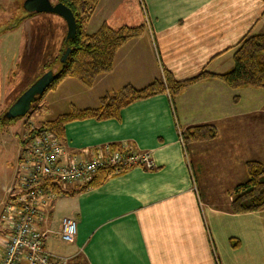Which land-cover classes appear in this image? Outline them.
<instances>
[{"label":"crops","instance_id":"0c3cea01","mask_svg":"<svg viewBox=\"0 0 264 264\" xmlns=\"http://www.w3.org/2000/svg\"><path fill=\"white\" fill-rule=\"evenodd\" d=\"M103 23L142 31L118 47L111 70L92 85L66 76L49 89L40 99L57 109L44 121L72 107L96 108L101 96L127 84L142 88L165 70L176 80L226 72L239 41L264 33V0H98L85 29ZM202 124L213 125L215 137L184 145L181 133ZM62 142L84 158L113 144L148 152L153 162L73 194L65 192L79 186L69 184L51 202L42 229L58 236L63 217L77 222L74 241L60 254L71 257L68 264L75 256L88 264H264V208L234 213L228 201L247 179V161L264 167L258 153L246 154L256 143L264 147V87L232 88L207 77L184 86L173 101L164 90L122 106L117 117L66 121Z\"/></svg>","mask_w":264,"mask_h":264},{"label":"trees","instance_id":"16d2710c","mask_svg":"<svg viewBox=\"0 0 264 264\" xmlns=\"http://www.w3.org/2000/svg\"><path fill=\"white\" fill-rule=\"evenodd\" d=\"M98 0H56L63 3L73 12L76 22V32L73 37L66 38L54 63L69 47V53L65 60L61 61L53 81L46 87L37 99H40L49 89L54 88L60 80L66 76L77 78L85 86H90L102 73L111 70L114 55L128 38L138 35L142 26L112 27L107 23L101 24L95 31L87 32L85 24L89 14L93 11ZM89 9V12L88 10ZM86 13V14H84ZM51 70L50 68L44 69ZM219 77L226 85L237 87H264V33H250L244 36L233 51V66L224 73L214 74L201 71L194 77L185 80H176L172 74L165 70L164 78L155 79L142 88H135L130 84L123 86L114 94H105L99 98V106L96 108L78 109L72 107L66 113L57 116L53 120L43 121L39 126L29 129L28 135H33L41 129L49 130L63 137V126L66 121L94 117L102 119L106 117H117L122 106L140 98L167 90L173 101L176 94L186 85L207 77ZM2 118V123H3ZM1 122V120H0ZM216 129L213 125H194L181 133L184 145L193 141H204L214 138ZM118 148L117 145H110ZM247 179L236 184L233 189V198L229 202V209L234 213L260 210L264 208V167L260 161L249 160L246 162ZM109 167L99 169L92 180L87 184L79 186L76 190L65 193L73 194L77 191L99 185L112 174ZM81 256L72 258L74 264H88L81 262Z\"/></svg>","mask_w":264,"mask_h":264},{"label":"built area","instance_id":"2783aa9c","mask_svg":"<svg viewBox=\"0 0 264 264\" xmlns=\"http://www.w3.org/2000/svg\"><path fill=\"white\" fill-rule=\"evenodd\" d=\"M16 162V191L12 194L13 187H9V196L1 201L0 264H68L71 257L53 253L45 246L50 230L41 225L51 202L69 184L90 182L103 167L119 173L134 165H153L148 152L110 145L98 148L90 158L80 157L66 151L62 138L46 129L22 137ZM57 233L62 242H73L76 220L63 217Z\"/></svg>","mask_w":264,"mask_h":264},{"label":"rangeland","instance_id":"374dc122","mask_svg":"<svg viewBox=\"0 0 264 264\" xmlns=\"http://www.w3.org/2000/svg\"><path fill=\"white\" fill-rule=\"evenodd\" d=\"M26 1L0 0V208L1 201L9 196L7 189L13 187L12 194L16 191L15 175L18 171L14 176L13 173L17 169V154L22 137L28 134L32 125L38 126L49 119L53 108L47 109L44 101L36 99L32 101L25 115L7 118L6 113L11 104L43 73L44 69L57 71L60 68L61 56L54 63L58 56L55 54L62 37L67 35L64 18L52 12H29L25 8ZM50 2L56 3V0ZM87 10L89 12V9ZM94 10L95 7L89 18ZM88 20L84 22L85 25ZM40 60L42 61L39 63ZM54 109H57L56 106ZM3 117L5 119L2 123ZM261 146L256 143L254 148L250 147L251 151L249 149L246 151V154L258 153L264 158V147ZM208 169L214 170L212 166ZM216 169L222 173L224 171L222 168ZM230 195L233 198V193ZM203 201L215 205L222 199L203 198ZM60 241L56 234L48 232L45 245L50 251L62 254L63 246L70 243ZM83 260L84 258L81 262Z\"/></svg>","mask_w":264,"mask_h":264},{"label":"water","instance_id":"95a60500","mask_svg":"<svg viewBox=\"0 0 264 264\" xmlns=\"http://www.w3.org/2000/svg\"><path fill=\"white\" fill-rule=\"evenodd\" d=\"M25 8L29 12H52L60 15L67 24V35L66 38L73 37L76 32V22L73 12L66 5L60 2L51 3L50 0H27ZM69 53V47H67L61 56L60 61L65 60ZM56 73L53 70H46L43 72L28 88H26L17 100L11 104L8 112L6 113L7 118H13L28 113L32 101L36 100L37 97L43 93L48 85L55 78Z\"/></svg>","mask_w":264,"mask_h":264}]
</instances>
